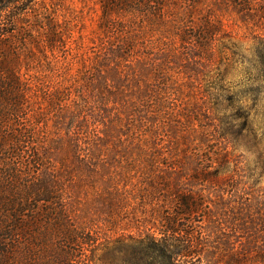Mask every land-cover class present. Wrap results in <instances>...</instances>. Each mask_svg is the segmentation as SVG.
I'll use <instances>...</instances> for the list:
<instances>
[{
    "label": "trees",
    "instance_id": "1",
    "mask_svg": "<svg viewBox=\"0 0 264 264\" xmlns=\"http://www.w3.org/2000/svg\"><path fill=\"white\" fill-rule=\"evenodd\" d=\"M102 1L97 58L65 81L59 27L0 0V264H264L237 151L264 129V0ZM83 200L112 218L101 246Z\"/></svg>",
    "mask_w": 264,
    "mask_h": 264
},
{
    "label": "rangeland",
    "instance_id": "2",
    "mask_svg": "<svg viewBox=\"0 0 264 264\" xmlns=\"http://www.w3.org/2000/svg\"><path fill=\"white\" fill-rule=\"evenodd\" d=\"M22 2L24 4H20V7L17 8H24L27 6L33 8L30 16L22 17V23L25 24L23 26L24 28L32 24L34 30L36 29L43 33L46 29V23L48 22L56 24L60 31H62V34L59 36L61 40L64 41V45L59 44L61 45L59 48L61 51L57 52L56 55L61 58V61L58 62L63 63V66L68 67V74L65 81L70 80L74 74L78 73L83 63H85L86 66H89L92 63V59L96 56L95 54L99 49V39L103 35L101 29V17L103 14L104 1L22 0ZM9 12L11 13L12 9L8 10L7 14ZM130 16L131 15L128 14L125 18ZM226 16L232 18L230 14H226ZM231 22L232 20L227 21L230 31L235 29L230 27L233 25ZM141 26L143 27L142 30H144V32H148L150 35L152 34L150 33V31H152V26L149 23L141 24ZM8 28H10V26ZM237 39H240L239 35L237 36ZM243 42L244 47L247 49L251 48V45L253 44L252 39H247ZM35 53L38 54L36 48ZM246 53L251 54V52ZM48 54L51 56V53ZM40 59L44 58L40 56ZM236 81H240V79L235 80L234 87H236ZM200 82L206 93H212L214 84L213 82L211 83L209 75L203 74ZM224 105H228L227 100H225ZM195 128H197V123ZM248 144L249 145L243 141L237 146V151L242 154L243 162L247 171L251 172V174H256L255 176L259 178L261 186L264 187V129L259 130L257 144ZM81 196H84V194H81ZM82 204L83 208H85L86 211H89L87 222H93L92 227L90 228L93 232L98 233V242L101 246L105 240L115 236L113 230L111 231V227L108 224V221L112 218L107 216H101L99 218V214L90 207V203L83 200ZM134 212L135 209L133 203L131 206H125L122 210H117L118 218L120 219L119 224L123 225L131 223ZM132 230L133 233H137V229Z\"/></svg>",
    "mask_w": 264,
    "mask_h": 264
}]
</instances>
